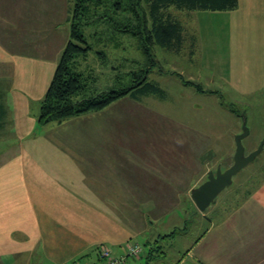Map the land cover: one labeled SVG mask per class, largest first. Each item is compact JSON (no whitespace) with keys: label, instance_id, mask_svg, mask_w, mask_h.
Instances as JSON below:
<instances>
[{"label":"crops","instance_id":"crops-1","mask_svg":"<svg viewBox=\"0 0 264 264\" xmlns=\"http://www.w3.org/2000/svg\"><path fill=\"white\" fill-rule=\"evenodd\" d=\"M30 6L0 0V264L95 261L102 245L123 255L130 243L141 244L135 235L142 233L149 249L128 264L143 255L142 264H166L170 254L169 264H264V180L231 208L201 211L198 220L208 224L191 242L187 213L157 229L173 209L148 216L139 207L179 204L180 192L192 199L188 190L198 186L206 162L200 152L192 161L191 152L179 150L189 136L153 127L165 123L144 106L143 98L155 94L126 96L98 110L111 117L89 112L63 123L38 122L57 63L48 65L38 38L45 16L38 6L30 14ZM219 11L230 13L223 26H238V34L264 46V0H238ZM146 111L154 115H141ZM124 206H136L138 218L128 220Z\"/></svg>","mask_w":264,"mask_h":264},{"label":"rangeland","instance_id":"rangeland-1","mask_svg":"<svg viewBox=\"0 0 264 264\" xmlns=\"http://www.w3.org/2000/svg\"><path fill=\"white\" fill-rule=\"evenodd\" d=\"M8 1L15 6L23 3V0ZM26 1L31 5L30 14L33 10L36 13L35 7L38 6L41 14L45 16L38 38L41 39L43 53L47 54L48 65L58 64L59 59L58 61H51V59L60 49L59 47L63 43L67 44L70 39V9L75 0ZM171 11L182 21L186 41L179 50L158 44L155 46L156 63L149 79L164 90V95L143 98L144 106H149L155 115L148 111L140 114L145 117L154 115L153 118L157 122L165 121L163 124L157 123L153 126L168 129L162 135L177 131L179 134L189 136L186 142L180 141L179 150L186 149L185 155L191 152L193 155H190V160L192 161L196 157L193 152H200L201 159L206 161L198 174L199 186L207 179L210 170L216 171L219 165L226 169L233 163L236 150L235 138L243 131L245 119L249 129L248 136L243 139L246 153L257 148L264 137V46L260 45L256 38L245 37L243 33L238 34V26L235 29L231 28L232 25L229 23L223 26L224 20H229L230 13L211 9L179 10L175 6L171 8ZM235 16L237 19V14ZM139 43L141 44L137 38L126 36L120 39L117 48H110L111 59L117 57L119 59L117 63L123 64L121 69L123 79L132 66L141 65V63L140 65L132 63L133 58L145 59L144 54L139 50ZM111 59L106 64L108 67L101 74L99 73L100 88L115 84L114 73L116 72L112 68L114 62ZM117 106L111 110H116ZM101 112L94 111L89 115L111 117L109 111ZM162 135H159V140L162 139ZM187 180L185 179L182 184L184 185ZM263 180L264 149L252 162L233 176V183L218 194L211 207L217 204L223 208H231L236 200L246 195L248 189L257 187ZM180 197L182 204L177 202L173 206L139 207L148 216L159 214L164 209H173L164 214L165 219L160 220L155 226L157 229H161L163 220H169L172 225L181 215L180 213H187L190 229V237L187 241L191 242L190 239L192 240L200 233L208 221L198 220L202 212L196 209L189 196L180 192ZM225 200L228 201L227 204L224 203ZM124 207L127 217H130L128 220L138 218L136 206ZM147 237L145 233L136 234L135 240L145 249H149ZM180 245L185 247L186 242L182 241ZM173 252L174 250L170 253ZM142 258L144 261L140 260L139 264L147 260L145 255ZM173 259L174 256L170 254L166 264L174 261ZM32 264H36L35 259ZM131 264H138V261L132 260Z\"/></svg>","mask_w":264,"mask_h":264},{"label":"trees","instance_id":"trees-1","mask_svg":"<svg viewBox=\"0 0 264 264\" xmlns=\"http://www.w3.org/2000/svg\"><path fill=\"white\" fill-rule=\"evenodd\" d=\"M237 5L238 0H75L70 9V39L41 100L38 122L63 123L102 110L126 96H163L164 90L149 79L156 63L154 48L158 44L179 50L186 41L183 23L171 8L229 10ZM126 36L140 40L138 47L145 59L131 60L141 65L132 66L125 81L123 64L117 63V57L111 59L109 51ZM110 59L115 84L100 88L99 73L108 67Z\"/></svg>","mask_w":264,"mask_h":264},{"label":"water","instance_id":"water-1","mask_svg":"<svg viewBox=\"0 0 264 264\" xmlns=\"http://www.w3.org/2000/svg\"><path fill=\"white\" fill-rule=\"evenodd\" d=\"M248 134L249 129L245 119L243 131L237 134L235 138L236 150L233 156V163L226 169H223L222 166L219 165L216 171L210 170L207 174V179L191 190L192 200L200 211H205L213 203L218 194L233 183V176L252 162L263 151L264 137L257 148L246 153V146L243 139L248 136Z\"/></svg>","mask_w":264,"mask_h":264},{"label":"built area","instance_id":"built-area-1","mask_svg":"<svg viewBox=\"0 0 264 264\" xmlns=\"http://www.w3.org/2000/svg\"><path fill=\"white\" fill-rule=\"evenodd\" d=\"M145 251L143 245L139 243H130L128 251L123 255L114 254L111 249L102 245L100 247V256L95 261L90 260H78L74 264H128V257H139Z\"/></svg>","mask_w":264,"mask_h":264}]
</instances>
